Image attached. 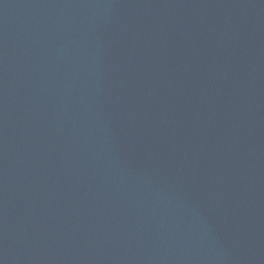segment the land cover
Here are the masks:
<instances>
[{
  "label": "water",
  "instance_id": "1",
  "mask_svg": "<svg viewBox=\"0 0 264 264\" xmlns=\"http://www.w3.org/2000/svg\"><path fill=\"white\" fill-rule=\"evenodd\" d=\"M0 264H264V0H0Z\"/></svg>",
  "mask_w": 264,
  "mask_h": 264
}]
</instances>
